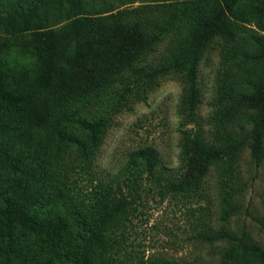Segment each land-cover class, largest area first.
<instances>
[{
    "label": "trees",
    "instance_id": "16d2710c",
    "mask_svg": "<svg viewBox=\"0 0 264 264\" xmlns=\"http://www.w3.org/2000/svg\"><path fill=\"white\" fill-rule=\"evenodd\" d=\"M246 2L264 0H188L183 8L171 11L166 7L160 14L130 23L127 10L102 17L114 11L111 0H0V128L15 134L17 145L26 152L28 162L22 167L20 159L19 171L23 174L35 168L40 177L56 175L70 149L85 162L91 161L110 125L106 116H92L91 107L106 105L105 109L118 113L132 98L146 100L168 76L183 81L180 114L192 118L201 104L199 65L210 44L217 38L227 45L233 42L231 52L245 55L234 45L240 32L234 19L257 20L264 14V7L238 14L239 5ZM14 37L21 53L11 67L4 53L14 45ZM256 43L251 59L261 67L258 81L249 93L237 94L220 86V104L225 107L216 117L220 116L222 125L216 127L210 141L201 133L183 132L179 176L164 175L159 151L146 146L129 154L130 175L123 181L94 185L87 239L70 236L67 217L42 212V195L31 202L18 197L16 186L21 177L12 179L7 174L11 160L9 154H2L0 250L2 246L4 254H16L22 264H66L67 258L74 259V264H155L120 259L127 253L114 236L129 219L141 180L146 177L157 182L162 196L190 200L202 196L212 166L223 165L232 172L246 146L255 162L264 164V42L257 39ZM161 45L164 50L150 60ZM62 70L78 86L94 79V97L75 94L70 100L58 85ZM119 81L121 90L108 96L107 90ZM240 113L251 114L249 131L228 128ZM229 217L226 208L218 229L198 220L194 239L208 245L225 244L220 264H264V246L232 231L227 226ZM262 230L264 233V223ZM156 264L179 263L160 260Z\"/></svg>",
    "mask_w": 264,
    "mask_h": 264
},
{
    "label": "rangeland",
    "instance_id": "374dc122",
    "mask_svg": "<svg viewBox=\"0 0 264 264\" xmlns=\"http://www.w3.org/2000/svg\"><path fill=\"white\" fill-rule=\"evenodd\" d=\"M187 1L111 0L114 11L102 17L127 10L131 13L127 21L139 22L141 18L160 14L166 7L171 11L183 8ZM259 7H264V2H246L239 5L237 12L243 14L248 9L255 10ZM234 21L240 25L234 45L240 46L245 55L237 56L231 52L233 42L227 45L217 38L210 44L199 65L201 104L190 119L180 114L184 84L177 76L162 79L146 100L132 98L128 107H123L118 113L105 109L108 107L106 105H93L92 116L95 113L110 119L109 128L95 157L85 162L79 153L70 149L65 154L64 163L60 165L59 173L62 167L66 173L46 178L40 177L35 168L26 169L23 174L19 171L18 161L23 159L20 163L22 167L28 162L24 156L26 152L17 145L15 134L0 128V157L2 154H9L11 160L6 166L7 174L12 179L21 177L16 186L18 197L31 202L42 195V212L67 217L70 221V236L87 239L90 236L88 215L93 202L91 189L99 181L121 182L129 176L127 163L131 152L153 146L160 153L164 175L179 176L183 132H198L210 141L216 127L222 125L220 116L216 117L219 110L225 107L220 104V86L226 85L237 94L249 93L261 74L260 65L251 57L257 51V39L264 42V14H260L257 20L251 18L249 21ZM16 38L11 39L14 45L4 53L5 61L11 67L21 53V49L15 45ZM164 48L165 45L159 46V51L150 60L157 57ZM89 69L91 71L93 67ZM111 77L109 73L108 78ZM90 81L78 86L70 79L68 71L62 70L58 85L71 100L75 94L81 98L86 94L94 97V79ZM121 88L119 81L115 87L107 90L108 96H114ZM250 116V113L238 114L228 128L238 132L240 127H244L249 131ZM42 143H45L43 138ZM160 190L157 182L146 177L140 181L139 197L131 209L129 219L114 234L122 241L124 252L127 253L121 254L120 259L144 260L155 264L160 260L179 264H220L221 253L226 245L203 244L193 236L200 219L212 229L220 228L226 208L230 212L227 226L264 246V164L255 162L249 146L242 151L232 172L225 171L223 165L210 168L203 182L201 197L188 200L172 195L162 196ZM2 234L0 225V242ZM15 255L4 254L1 246L0 264H22ZM73 260L67 258L66 264H74ZM53 264L59 263L53 261Z\"/></svg>",
    "mask_w": 264,
    "mask_h": 264
}]
</instances>
